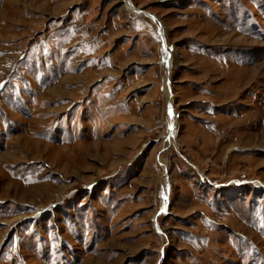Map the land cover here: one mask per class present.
Returning a JSON list of instances; mask_svg holds the SVG:
<instances>
[{"label": "rangeland", "instance_id": "1", "mask_svg": "<svg viewBox=\"0 0 264 264\" xmlns=\"http://www.w3.org/2000/svg\"><path fill=\"white\" fill-rule=\"evenodd\" d=\"M0 264H264V0H0Z\"/></svg>", "mask_w": 264, "mask_h": 264}, {"label": "bare ground", "instance_id": "2", "mask_svg": "<svg viewBox=\"0 0 264 264\" xmlns=\"http://www.w3.org/2000/svg\"><path fill=\"white\" fill-rule=\"evenodd\" d=\"M127 6H128V8L129 9H134L129 3H127ZM166 81V80H165ZM164 81V82H165ZM164 85V87L166 88L167 86H166V84H163ZM163 87V88H164ZM173 120H174V118H173ZM175 126H174V124L173 123H171V126H170V129L168 130V135H167V140H171V141H173V142H175V140H174V132H175V128H174Z\"/></svg>", "mask_w": 264, "mask_h": 264}, {"label": "water", "instance_id": "3", "mask_svg": "<svg viewBox=\"0 0 264 264\" xmlns=\"http://www.w3.org/2000/svg\"><path fill=\"white\" fill-rule=\"evenodd\" d=\"M137 10V9H136Z\"/></svg>", "mask_w": 264, "mask_h": 264}]
</instances>
